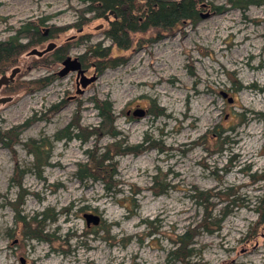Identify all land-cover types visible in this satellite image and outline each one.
Returning a JSON list of instances; mask_svg holds the SVG:
<instances>
[{"label": "rangeland", "instance_id": "374dc122", "mask_svg": "<svg viewBox=\"0 0 264 264\" xmlns=\"http://www.w3.org/2000/svg\"><path fill=\"white\" fill-rule=\"evenodd\" d=\"M203 3L196 23L131 33L128 49L104 38L108 23L102 17L81 30L66 27L35 46L83 36L88 43L109 46L111 58H123L100 73L85 67L87 77H97L85 87L73 71L39 89L20 88L23 80L61 68L27 56L28 49L7 67L19 65L23 73L16 91L8 92V85L0 89V95L12 97L0 104V133L63 97L68 100L48 119L31 121L10 148L0 141V264H182L168 251L176 235L201 220L198 190L209 191L211 214L221 220L213 232L198 231L189 263L264 264V222L256 223L255 210L256 196L264 193V4L240 9L226 0ZM214 6L224 8L216 12ZM81 7L79 0H0V40L38 18L46 17L42 32L50 25L69 26ZM207 11L211 14L201 18ZM100 23L102 28L95 29ZM87 42L73 43L68 55H80ZM31 58L38 63L27 68ZM92 96L112 102L118 135L54 140L53 134L76 116L87 129L98 124ZM158 107L163 115L149 113ZM138 109L144 115L134 114ZM43 137L51 146L44 149L49 164L41 167L39 178L31 170L34 156L23 143ZM123 138L129 145L149 146L114 157L118 184L112 195L99 181L77 180L86 149ZM16 166L25 170L20 186L11 181ZM164 183L165 191L155 193ZM23 190L20 215L47 210V216L56 217L43 225L51 241L23 236L15 218ZM84 213L99 215V223L86 224Z\"/></svg>", "mask_w": 264, "mask_h": 264}, {"label": "trees", "instance_id": "16d2710c", "mask_svg": "<svg viewBox=\"0 0 264 264\" xmlns=\"http://www.w3.org/2000/svg\"><path fill=\"white\" fill-rule=\"evenodd\" d=\"M70 1V0H66ZM83 7L79 8L78 16L69 26H48V35L45 37L42 32V25H45L46 17L38 18L33 21L22 23L15 29L14 33L8 36L6 39L0 40V72H5L7 67L20 57L22 52L34 48L35 46L43 44L45 41L57 37L60 33L66 31L69 28H82L91 19L101 18L110 10H113L116 17L110 18L107 27L103 31L104 38L110 40L118 48L124 50L131 46L130 34L134 32L146 31L150 28H159L163 31L173 29L176 25L185 21L194 24L199 19V5L206 0H79ZM228 4L236 6L240 9H245L249 5H261L264 4V0H226ZM223 6H214L213 9L216 12L223 10ZM44 30V29H43ZM23 39L25 41H23ZM71 39V38H70ZM66 40L59 45H56L46 51L40 56L28 55L32 57H38V59L48 65L59 63L66 55H68V49L73 43H79L86 41L83 36L76 40ZM102 41H98L94 44L88 43L84 51L78 55L79 60L83 68L94 66L97 73L103 71L106 67L115 66L121 64L124 60L121 57H110V47L102 45ZM27 50V51H28ZM38 63V60L32 59L27 65V68L34 66ZM23 73L22 71L15 77V79L9 82L6 90L8 92L16 91L20 88L26 90H35L42 88L46 84L53 81L57 76L56 74H48L39 78H35L30 81H21L17 85L18 76ZM16 84V85H14ZM29 86L31 87L29 89ZM5 86H1L0 89ZM68 99L63 97L60 101L49 105L44 112H41L38 116L34 113L32 117L26 119L23 123L14 125L8 130L0 133V141L8 148H10L16 141H18V134L30 124L31 121L37 119H48L51 114L57 112L62 108ZM93 107L97 111L99 122L96 126L89 129L80 125L79 118L76 116L75 120L68 122L64 127L57 130L53 134L54 140H71L77 138L78 140L85 142L89 137L94 136L96 140L102 135H110L116 137L118 131L115 129L114 109L112 102L107 99H101L96 96L90 98ZM151 111V110H150ZM154 115H163V108L158 107L156 111H151ZM12 132L14 134H12ZM11 133V134H10ZM13 135V138L12 136ZM144 142H148L144 137ZM27 147L28 152L34 156V161L31 170L35 172L37 177L41 178V167L48 165V154L43 155L44 149L51 146L48 139L45 137L35 139L31 138L23 143ZM148 143L143 145L142 143L129 145L126 140L116 139L103 147L97 144L92 148L85 150L87 160L85 162H79L75 177L79 182H86L87 180L99 181L103 184L104 190L107 194L112 195L115 191V187L118 182L115 179L116 175V162L113 160L115 156L132 153L137 154L148 147ZM49 153V151H48ZM15 175L12 176L11 181L15 182L18 186L21 185V178L24 174V169H18L15 167ZM18 175V178H16ZM155 178V177H153ZM167 185L161 184L158 186L155 193H163ZM24 190L19 193L15 202L16 205V220L22 224L23 236L27 238H35L38 240L51 241L49 233L45 232L43 225L45 220L55 221L54 215L47 216V210L35 213L32 216L20 215L17 209L22 201ZM234 193L226 194V197H230ZM211 194L206 190H198L195 197L199 204L204 209V213L201 216L199 223L194 225L192 230H185L176 235L173 240L174 247L168 251V257L173 256V259L180 261L182 264H190L189 258L193 255V239L199 233V230L205 232H213L218 229L221 218L213 217L211 209H209L210 202L208 199ZM229 201H234L231 197ZM257 207L255 210L259 213V219L256 222L258 225L264 222V193L260 196H256ZM227 207H225L226 209ZM70 208H68V211ZM228 211H223L224 216ZM93 233L94 230H91Z\"/></svg>", "mask_w": 264, "mask_h": 264}, {"label": "water", "instance_id": "95a60500", "mask_svg": "<svg viewBox=\"0 0 264 264\" xmlns=\"http://www.w3.org/2000/svg\"><path fill=\"white\" fill-rule=\"evenodd\" d=\"M158 1H164V0H158ZM203 6H205V4H202ZM211 13L210 12H205V13H201L200 17L201 18H205L207 16H209ZM113 16L114 18L116 17V14L113 10H110L108 13H106L103 16V20L106 22L110 21L109 16ZM102 23L98 24L97 26H95V29H101L102 28ZM78 30H81L78 29ZM55 46L54 42H48L47 46L43 49H38L36 47L31 48L30 50H28L27 55H37L40 56L43 53H45L46 51H49L50 49H52ZM18 71V67H13L10 71L9 74H1L0 75V87L2 85H7L10 81H13L14 76L16 75ZM76 72V81L79 78L80 84L81 86L85 87L86 85H88L89 83L93 82L97 77L95 74L87 77L85 75V69L82 67L81 62L79 60V56H70V55H66L62 60H61V68L56 72L57 75L59 77H63L66 76L69 72ZM78 82V81H77ZM78 85V83H77ZM12 99L11 96H0V104H4L6 102H9ZM145 111L142 109H138L134 111V114L137 115H144ZM83 217L85 219L86 224H89L90 222H92L93 224H98L100 221V216L97 214H93V213H84Z\"/></svg>", "mask_w": 264, "mask_h": 264}, {"label": "flooded vegetation", "instance_id": "af4514ba", "mask_svg": "<svg viewBox=\"0 0 264 264\" xmlns=\"http://www.w3.org/2000/svg\"><path fill=\"white\" fill-rule=\"evenodd\" d=\"M109 18H111V15L109 16ZM102 19H103V17H102ZM106 22V21H105ZM106 23H108V22H106ZM43 35L46 37L47 35H48V28H45L44 29V31H43ZM55 43V42H54ZM47 46V44L45 45V47ZM44 47V48H45ZM39 49V48H38ZM40 49H43V48H40ZM28 56V55H27ZM60 66H61V61L58 63ZM14 67H18V71H17V73H16V75L14 76V79H15V77L21 72V67L19 66V65H16V66H14ZM13 68V67H12ZM11 68V69H12ZM11 69L9 70V71H5V72H3L2 74H9L10 73V71H11ZM55 74L57 75V73L55 72ZM58 76V75H57ZM13 79V80H14ZM77 81H79V78L77 79ZM11 82V81H10ZM80 82V81H79ZM2 86H7V85H2ZM0 96H3V95H0Z\"/></svg>", "mask_w": 264, "mask_h": 264}, {"label": "bare ground", "instance_id": "6f19581e", "mask_svg": "<svg viewBox=\"0 0 264 264\" xmlns=\"http://www.w3.org/2000/svg\"><path fill=\"white\" fill-rule=\"evenodd\" d=\"M262 87H263V89H264V85H262ZM222 240H220V242H221Z\"/></svg>", "mask_w": 264, "mask_h": 264}]
</instances>
